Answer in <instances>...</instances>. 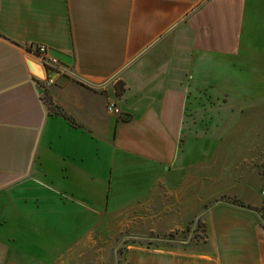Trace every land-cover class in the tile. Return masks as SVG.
<instances>
[{"label": "crops", "instance_id": "0c3cea01", "mask_svg": "<svg viewBox=\"0 0 264 264\" xmlns=\"http://www.w3.org/2000/svg\"><path fill=\"white\" fill-rule=\"evenodd\" d=\"M108 98L124 118L107 113ZM216 101L263 107L264 0H0V256L107 261L120 212L158 195L164 231L203 210L204 242L128 246L120 264H264L262 188L206 207L183 186L212 161L185 151Z\"/></svg>", "mask_w": 264, "mask_h": 264}, {"label": "rangeland", "instance_id": "374dc122", "mask_svg": "<svg viewBox=\"0 0 264 264\" xmlns=\"http://www.w3.org/2000/svg\"><path fill=\"white\" fill-rule=\"evenodd\" d=\"M46 90L44 98L48 99ZM226 102L218 104L216 101L213 114L197 115L198 127L188 138L189 145L185 151L186 161L196 162L206 149L213 155L208 168L205 167L206 162L199 163L198 175L189 178L186 174L182 179L184 187L197 188L200 198L208 197L206 207L216 202H240L241 192L256 187L264 189V104L261 110L247 107L243 111L237 101ZM207 137L214 142L208 147L204 143ZM212 189L214 193H200ZM153 198L149 207L120 212L119 238L112 243V257L109 256L107 261L105 258L96 259L95 264H116V253L120 264V255L128 246L169 249L204 242L203 210L189 224L172 226L164 231L160 225L158 195ZM8 253H1V264L15 261L13 257L4 256ZM19 264L30 262L23 259Z\"/></svg>", "mask_w": 264, "mask_h": 264}, {"label": "built area", "instance_id": "2783aa9c", "mask_svg": "<svg viewBox=\"0 0 264 264\" xmlns=\"http://www.w3.org/2000/svg\"><path fill=\"white\" fill-rule=\"evenodd\" d=\"M29 51L41 59L47 71L53 76H57L64 73L60 62L56 58L47 56L48 49L45 45H30ZM52 83V79L48 80V85ZM106 111L110 115L117 116L119 118H124V114L118 106L116 99L108 98L106 103ZM262 196L264 197V189L262 190ZM203 239H205V233Z\"/></svg>", "mask_w": 264, "mask_h": 264}, {"label": "trees", "instance_id": "16d2710c", "mask_svg": "<svg viewBox=\"0 0 264 264\" xmlns=\"http://www.w3.org/2000/svg\"><path fill=\"white\" fill-rule=\"evenodd\" d=\"M124 92V84L118 83L116 88V95L121 96ZM46 102L48 103L49 107L51 108L52 104L46 99Z\"/></svg>", "mask_w": 264, "mask_h": 264}]
</instances>
